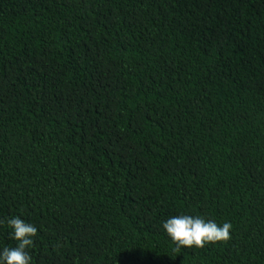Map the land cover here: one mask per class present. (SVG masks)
Returning a JSON list of instances; mask_svg holds the SVG:
<instances>
[{"label":"trees","instance_id":"trees-1","mask_svg":"<svg viewBox=\"0 0 264 264\" xmlns=\"http://www.w3.org/2000/svg\"><path fill=\"white\" fill-rule=\"evenodd\" d=\"M232 225L181 248L162 223ZM32 264H264V0H0V249Z\"/></svg>","mask_w":264,"mask_h":264},{"label":"clouds","instance_id":"clouds-1","mask_svg":"<svg viewBox=\"0 0 264 264\" xmlns=\"http://www.w3.org/2000/svg\"><path fill=\"white\" fill-rule=\"evenodd\" d=\"M6 223L15 245L0 249V264H32L30 250L35 246L38 228L20 217L9 218ZM162 229L176 246V250L202 249L209 244L227 242L232 225L229 222L218 225L200 216L181 214L164 221Z\"/></svg>","mask_w":264,"mask_h":264}]
</instances>
